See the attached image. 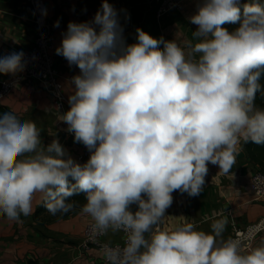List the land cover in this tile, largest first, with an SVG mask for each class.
<instances>
[{"label": "clouds", "instance_id": "obj_1", "mask_svg": "<svg viewBox=\"0 0 264 264\" xmlns=\"http://www.w3.org/2000/svg\"><path fill=\"white\" fill-rule=\"evenodd\" d=\"M188 19L197 28L183 46L140 28L125 43L108 0L92 22L68 23L55 51L80 73L59 120L89 159L78 162L55 138L44 145L35 121L0 107V213L19 222L35 201L64 214L84 193L88 238L125 237L102 245L105 264H264V238L252 244L264 220L235 238L215 215L210 231L189 221L160 227L173 192L200 194L209 163L227 175L242 143L264 144V107L255 102L264 97V2L202 0ZM23 61L22 46L12 47L0 73Z\"/></svg>", "mask_w": 264, "mask_h": 264}, {"label": "crops", "instance_id": "obj_2", "mask_svg": "<svg viewBox=\"0 0 264 264\" xmlns=\"http://www.w3.org/2000/svg\"><path fill=\"white\" fill-rule=\"evenodd\" d=\"M201 2L188 0L182 10L158 19L155 0H108L118 13L125 43H135L136 30L140 28L155 38L175 39L182 46L197 28L188 18ZM102 3L103 0H46V19L54 35L55 50L61 44L68 23L92 22ZM57 21L59 26H56ZM37 31L38 25L29 1L0 0V57L6 56L17 45L22 46V53L31 49ZM54 53L63 78L80 73L77 66H69L63 56L57 55L56 51ZM18 68L0 73V78H13ZM64 86L69 96L70 82L65 80ZM0 103L15 107L24 119L35 121L44 145L55 138L72 158L79 153V142L74 141V134L68 132L67 125L59 120L63 112L38 82L24 80ZM257 170L258 167L249 160L243 143L239 146L236 162L229 174H220L219 166L209 163L205 185L199 195L193 197L179 191L172 193L173 202L165 210L161 229H171L189 221L199 229L210 231L211 218L215 215L227 220L225 238H234L237 228H243L264 216V202L254 199L250 187V178ZM38 206L34 201L33 214L22 216L19 222L9 221L0 213V264H103L102 251L96 248L82 249L83 233L91 221L90 217L76 212L63 219L46 221L45 216L34 217ZM136 208L134 205L133 211ZM262 238L264 232L256 237L254 246ZM122 239V233L109 232L104 237L108 243Z\"/></svg>", "mask_w": 264, "mask_h": 264}, {"label": "built area", "instance_id": "obj_3", "mask_svg": "<svg viewBox=\"0 0 264 264\" xmlns=\"http://www.w3.org/2000/svg\"><path fill=\"white\" fill-rule=\"evenodd\" d=\"M31 3L34 20L38 25V31L35 37L34 46L22 53L24 56V61L19 68L17 69L16 74L13 78H0V100L8 97L12 94L14 89L18 84L24 80L36 81L42 88L51 94L54 100L55 106L65 113L70 105L68 103V96L65 92L64 81H71L73 76L68 78H63L60 70L56 65L55 58V39L52 33L51 27L47 22L46 15V0H27ZM188 0H155L157 4L156 16L158 19H161L166 14L182 10L185 2ZM43 5V8H41ZM80 144V151L74 158L80 163H84L89 159L90 151L89 149ZM250 187L253 193L254 199L259 202H264V171L257 170L250 178ZM130 208L133 211V206ZM261 220H264V216L243 228H237L235 231V236L245 234L249 227L258 224ZM92 221L88 222L85 226L83 233L82 249L90 250L96 248L102 251V245L108 243L104 240L105 236L98 237L95 242L88 238L89 226ZM161 227V226H160ZM264 231L258 233L255 236L258 237ZM123 239L119 242L111 243L123 244L125 239L124 234L122 233ZM252 244L254 246V241ZM103 264L105 260L103 259Z\"/></svg>", "mask_w": 264, "mask_h": 264}, {"label": "trees", "instance_id": "obj_4", "mask_svg": "<svg viewBox=\"0 0 264 264\" xmlns=\"http://www.w3.org/2000/svg\"><path fill=\"white\" fill-rule=\"evenodd\" d=\"M248 0H240V4L241 6L244 3H247ZM262 2H264V0H262ZM238 25H233V24H225L224 27H226L229 31L234 30L235 27H237ZM262 85H264V78H262L261 81ZM256 104L260 107H264V97H262L259 93H257V97H256ZM5 105L0 103V107H4ZM245 148L247 151V155L250 161H252L257 167L258 170H262L264 171V144H255L251 141H249L248 143L245 144ZM71 179V178H70ZM73 201L78 202V206L68 212V213H57L56 215H52L50 214L44 207L43 205H40L37 207L34 217L35 218H39L40 216H45L46 221H54V220H58V219H63L65 217H68L76 212H79V205H82L84 203V193L79 194L78 196H74L73 198H71Z\"/></svg>", "mask_w": 264, "mask_h": 264}, {"label": "rangeland", "instance_id": "obj_5", "mask_svg": "<svg viewBox=\"0 0 264 264\" xmlns=\"http://www.w3.org/2000/svg\"><path fill=\"white\" fill-rule=\"evenodd\" d=\"M55 221V220H54Z\"/></svg>", "mask_w": 264, "mask_h": 264}]
</instances>
